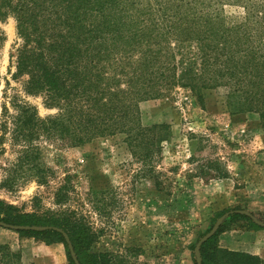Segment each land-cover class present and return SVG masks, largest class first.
Here are the masks:
<instances>
[{"label": "trees", "instance_id": "1", "mask_svg": "<svg viewBox=\"0 0 264 264\" xmlns=\"http://www.w3.org/2000/svg\"><path fill=\"white\" fill-rule=\"evenodd\" d=\"M217 2L0 0V21L13 16L23 42L13 78H26V92L42 95L49 107L58 110L41 118L33 107L16 105L17 115L10 118L4 107L0 144L9 140L18 156L3 185L12 189L21 180L48 182L50 172L39 146L42 139L58 138L80 147L123 134L134 155L151 161L172 131L164 122L145 126L140 104L162 99L176 86L189 88L201 102L205 91L226 87L230 110L256 113L264 126V0H237L245 15L236 23L227 22L224 8L215 7ZM172 34L175 52L167 39ZM193 46L194 54L184 53ZM197 173L201 178L229 177L218 159L204 160ZM238 218L248 219L233 214L230 220ZM0 221L64 230L81 264L125 263L124 255L93 252L99 234L73 211L24 214L0 201ZM226 224L202 246V264H264L258 255L219 246ZM16 233L46 245L64 244L68 261L74 264L60 233ZM190 248L197 264L195 244ZM135 251L139 250L130 249L127 255L138 257ZM22 258L21 252L0 244V264H23Z\"/></svg>", "mask_w": 264, "mask_h": 264}, {"label": "rangeland", "instance_id": "2", "mask_svg": "<svg viewBox=\"0 0 264 264\" xmlns=\"http://www.w3.org/2000/svg\"><path fill=\"white\" fill-rule=\"evenodd\" d=\"M215 1V7L224 8L227 22L244 18L237 0ZM0 35L1 138L4 107L10 118L17 115L16 105L33 107L41 118L58 110L42 95L28 94L26 78H13L23 43L13 16L0 21ZM167 36L175 52V36ZM195 50L193 46L183 51L192 55ZM228 94L226 87L207 90L201 102L189 88L176 86L162 99L142 102L145 126L164 122L172 131L151 161L134 155L123 134L80 147L58 138L42 139V159L50 172L46 184L21 180L12 189L3 185L18 156V148L6 140L0 144V201L24 214L73 211L99 234L91 250L124 255V264H194L190 245L196 247L226 213L246 210L264 222V126L256 113L230 110ZM206 159L220 160L229 177H198V166ZM230 217L224 220L226 229L218 244L224 235H234L238 248L252 249L264 259V228L247 216ZM254 233L258 235L251 237ZM5 243L22 255L25 251L26 264H33L34 248L42 244L1 227L0 244ZM130 249L139 250V256H128Z\"/></svg>", "mask_w": 264, "mask_h": 264}, {"label": "water", "instance_id": "3", "mask_svg": "<svg viewBox=\"0 0 264 264\" xmlns=\"http://www.w3.org/2000/svg\"><path fill=\"white\" fill-rule=\"evenodd\" d=\"M232 214L245 215V216L251 218L255 224L264 228V222L261 221L258 217L254 216L249 211L235 210V211H231L229 213H226V215H223L222 217H220L217 220V222L214 224V226L211 228V230L197 242V245H196L195 250H194L197 264H202V257H201L202 246L208 240H210L212 237H214L218 233V231L220 230L224 220H226V218ZM1 227L4 229L16 231V232H18V231H35V232H45L46 233V231H56L64 237V239L68 245L69 252H70V255H71V258H72L74 264H81L78 257H77L74 245H73L69 235L67 233H65L64 230H62L58 227H53V226H46L45 227V226H40V225H32V226H30V225H12V224H8V223H5L3 221H0V228Z\"/></svg>", "mask_w": 264, "mask_h": 264}, {"label": "crops", "instance_id": "4", "mask_svg": "<svg viewBox=\"0 0 264 264\" xmlns=\"http://www.w3.org/2000/svg\"><path fill=\"white\" fill-rule=\"evenodd\" d=\"M257 236L258 234L254 233L251 234L250 236ZM7 242V241H6ZM237 239H235L234 235H224L223 240H221V247L229 249V250H233V251H243V252H248L250 254L253 255H258L255 251H253L252 249L249 248H238L237 247ZM7 244V243H5ZM23 244V242H22ZM25 246H29L32 248L31 245H24ZM220 246V245H219ZM18 249L20 248V246L18 245L17 247ZM21 249V248H20ZM34 252H35V259L33 260V264H55V262H59L60 264H70L67 258V252H66V248L64 246V244L62 243H57V244H53V245H46L45 243L39 244L38 247L34 248ZM41 251V253H39V251ZM43 251H45L46 253H42ZM25 251H23V255H22V260H23V264H26L27 262V255L24 254ZM42 256H41V255ZM42 257L38 258V257ZM262 258V257H261Z\"/></svg>", "mask_w": 264, "mask_h": 264}]
</instances>
